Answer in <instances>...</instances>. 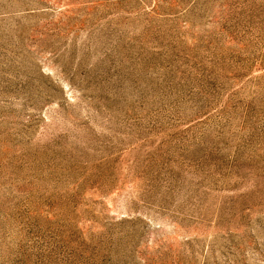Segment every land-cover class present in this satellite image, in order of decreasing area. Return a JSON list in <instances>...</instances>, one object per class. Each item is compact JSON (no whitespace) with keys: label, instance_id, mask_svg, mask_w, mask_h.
Listing matches in <instances>:
<instances>
[{"label":"rangeland","instance_id":"374dc122","mask_svg":"<svg viewBox=\"0 0 264 264\" xmlns=\"http://www.w3.org/2000/svg\"><path fill=\"white\" fill-rule=\"evenodd\" d=\"M0 264H264V0H0Z\"/></svg>","mask_w":264,"mask_h":264}]
</instances>
